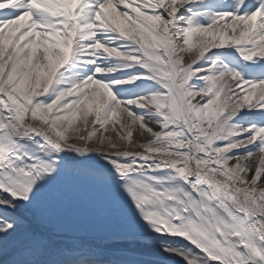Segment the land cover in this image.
<instances>
[{"label": "snow or ice", "instance_id": "obj_1", "mask_svg": "<svg viewBox=\"0 0 264 264\" xmlns=\"http://www.w3.org/2000/svg\"><path fill=\"white\" fill-rule=\"evenodd\" d=\"M0 264H264V0H0Z\"/></svg>", "mask_w": 264, "mask_h": 264}]
</instances>
